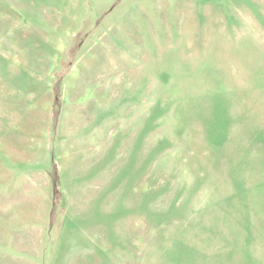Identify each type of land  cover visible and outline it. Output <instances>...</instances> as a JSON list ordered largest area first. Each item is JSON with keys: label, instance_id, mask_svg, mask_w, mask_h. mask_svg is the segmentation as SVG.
Wrapping results in <instances>:
<instances>
[{"label": "rangeland", "instance_id": "374dc122", "mask_svg": "<svg viewBox=\"0 0 264 264\" xmlns=\"http://www.w3.org/2000/svg\"><path fill=\"white\" fill-rule=\"evenodd\" d=\"M0 264H264V0H0Z\"/></svg>", "mask_w": 264, "mask_h": 264}]
</instances>
